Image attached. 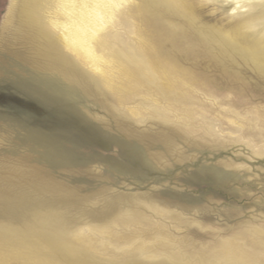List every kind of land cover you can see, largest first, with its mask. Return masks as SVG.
<instances>
[{
    "label": "rangeland",
    "instance_id": "rangeland-1",
    "mask_svg": "<svg viewBox=\"0 0 264 264\" xmlns=\"http://www.w3.org/2000/svg\"><path fill=\"white\" fill-rule=\"evenodd\" d=\"M65 2L0 0V264H264V0H127L101 73Z\"/></svg>",
    "mask_w": 264,
    "mask_h": 264
},
{
    "label": "bare ground",
    "instance_id": "bare-ground-1",
    "mask_svg": "<svg viewBox=\"0 0 264 264\" xmlns=\"http://www.w3.org/2000/svg\"><path fill=\"white\" fill-rule=\"evenodd\" d=\"M125 2L127 0H66L65 2L64 12L67 18L62 37L64 44L74 52H83L97 73L102 72L100 64L105 62L103 54L98 52L101 46L100 35L107 25H112L116 10ZM252 4L254 5L253 2ZM253 5L251 7L255 8Z\"/></svg>",
    "mask_w": 264,
    "mask_h": 264
}]
</instances>
